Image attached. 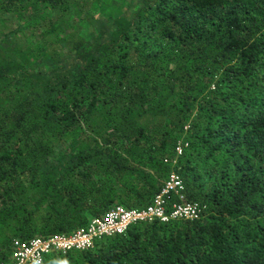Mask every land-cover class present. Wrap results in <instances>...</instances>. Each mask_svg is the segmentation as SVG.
Here are the masks:
<instances>
[{
    "label": "trees",
    "instance_id": "16d2710c",
    "mask_svg": "<svg viewBox=\"0 0 264 264\" xmlns=\"http://www.w3.org/2000/svg\"><path fill=\"white\" fill-rule=\"evenodd\" d=\"M172 172L198 217L42 264H264V0H0V264Z\"/></svg>",
    "mask_w": 264,
    "mask_h": 264
},
{
    "label": "built area",
    "instance_id": "2783aa9c",
    "mask_svg": "<svg viewBox=\"0 0 264 264\" xmlns=\"http://www.w3.org/2000/svg\"><path fill=\"white\" fill-rule=\"evenodd\" d=\"M177 150L180 152L179 148ZM182 189L181 179L172 172L146 208L125 209L121 205H112L101 218L91 219L87 227L79 228L70 234L36 236L29 240L14 239L9 260L5 264H42L48 257L91 248L96 238L121 234L129 225L138 221L165 222L170 219L198 217L203 209L198 202H169L171 194H177L182 199Z\"/></svg>",
    "mask_w": 264,
    "mask_h": 264
}]
</instances>
